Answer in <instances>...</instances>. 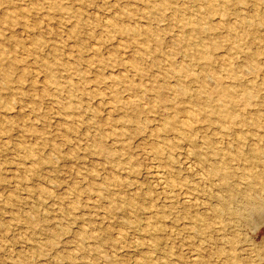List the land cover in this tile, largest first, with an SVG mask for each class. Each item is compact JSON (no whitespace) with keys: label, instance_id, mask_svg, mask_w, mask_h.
<instances>
[{"label":"rangeland","instance_id":"1","mask_svg":"<svg viewBox=\"0 0 264 264\" xmlns=\"http://www.w3.org/2000/svg\"><path fill=\"white\" fill-rule=\"evenodd\" d=\"M0 264H264V0H0Z\"/></svg>","mask_w":264,"mask_h":264},{"label":"bare ground","instance_id":"2","mask_svg":"<svg viewBox=\"0 0 264 264\" xmlns=\"http://www.w3.org/2000/svg\"><path fill=\"white\" fill-rule=\"evenodd\" d=\"M242 17H244V16H242ZM105 21H106V20H105ZM127 96H128V95H127ZM134 123H135V122H134ZM190 168H191V167H190ZM159 173H160V172H159ZM159 173H158V174H159ZM161 176H162V175H161ZM262 203H263V202H262ZM262 205H263V204H262Z\"/></svg>","mask_w":264,"mask_h":264}]
</instances>
